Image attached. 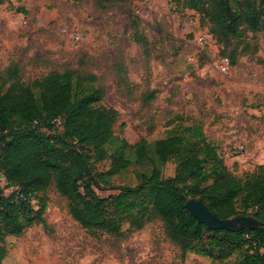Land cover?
Here are the masks:
<instances>
[{
	"label": "rangeland",
	"instance_id": "374dc122",
	"mask_svg": "<svg viewBox=\"0 0 264 264\" xmlns=\"http://www.w3.org/2000/svg\"><path fill=\"white\" fill-rule=\"evenodd\" d=\"M258 4L264 0H255ZM190 0H0V86L33 83L52 72L93 75L105 92L101 106L118 113L115 136L128 147L131 165L108 174L98 161L96 194L117 196L135 187L156 161L155 144L169 130L202 129L230 173L244 178L264 165V30L249 32L246 51L232 65ZM126 81L123 82V80ZM147 142L141 160L136 145ZM111 148L110 156L115 155ZM161 178H173L174 162H156ZM0 179L4 195H12ZM4 186V188H2ZM6 193V194H5ZM43 199V195H39ZM46 208L22 236H7L2 264H237L183 255L160 219L121 235H91L70 215L51 187ZM132 195L129 201L138 200ZM39 201V200H38ZM39 203V202H38ZM253 217V216H252Z\"/></svg>",
	"mask_w": 264,
	"mask_h": 264
},
{
	"label": "trees",
	"instance_id": "16d2710c",
	"mask_svg": "<svg viewBox=\"0 0 264 264\" xmlns=\"http://www.w3.org/2000/svg\"><path fill=\"white\" fill-rule=\"evenodd\" d=\"M187 7L205 14L232 65L246 51L239 50L246 35L264 30V2L190 0ZM104 97L95 76H76L71 70L33 83L17 81L7 89L0 86V171L8 187L39 200L36 210L0 189V243L7 236H22L33 224L30 214L42 217L45 195L53 187L66 199L71 217L91 235H121L126 223L136 231L160 219L184 256L224 261L238 254L237 264H264V165L244 178L232 175L197 126L173 128L156 142V161L151 160V171L140 184L118 188L117 196L96 194L91 155L98 161L110 157L108 174L131 165L122 155L127 142L115 136L118 113L100 105ZM112 147L119 157L110 156ZM135 148L138 158L148 159L146 141ZM157 161L174 162L176 175L162 179ZM138 194V200L129 201ZM189 199L202 200L220 219L253 216L260 226L238 232L211 229L190 214ZM5 255L0 244V264Z\"/></svg>",
	"mask_w": 264,
	"mask_h": 264
},
{
	"label": "water",
	"instance_id": "95a60500",
	"mask_svg": "<svg viewBox=\"0 0 264 264\" xmlns=\"http://www.w3.org/2000/svg\"><path fill=\"white\" fill-rule=\"evenodd\" d=\"M186 208L189 210L190 214L200 223L205 224L214 230L238 232L243 229L260 226L259 222L252 216L220 219L215 216L200 199H189L186 202Z\"/></svg>",
	"mask_w": 264,
	"mask_h": 264
},
{
	"label": "built area",
	"instance_id": "2783aa9c",
	"mask_svg": "<svg viewBox=\"0 0 264 264\" xmlns=\"http://www.w3.org/2000/svg\"><path fill=\"white\" fill-rule=\"evenodd\" d=\"M0 179L3 183H6V180L4 178L3 172L0 171ZM7 185V183H6ZM2 188H4V186H2ZM8 189H10V193L11 194H15L16 197H18L21 200H25L31 203V205L37 210L39 209V203H38V199L36 198V196L32 193H26L24 192L22 189L18 188V187H7ZM6 194V193H5ZM6 196H10V194L6 195Z\"/></svg>",
	"mask_w": 264,
	"mask_h": 264
}]
</instances>
